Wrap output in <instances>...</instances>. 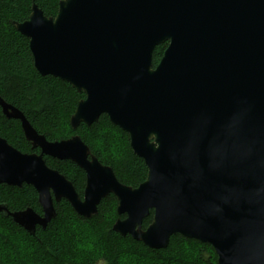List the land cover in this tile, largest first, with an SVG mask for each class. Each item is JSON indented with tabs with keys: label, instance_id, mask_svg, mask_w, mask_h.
Returning <instances> with one entry per match:
<instances>
[{
	"label": "water",
	"instance_id": "1",
	"mask_svg": "<svg viewBox=\"0 0 264 264\" xmlns=\"http://www.w3.org/2000/svg\"><path fill=\"white\" fill-rule=\"evenodd\" d=\"M13 25L40 75L84 94L70 126L106 114L147 173L136 187L119 182L78 135L49 141L0 97L39 150L0 136V184L30 185L42 212L0 204V213L34 235L56 216L54 202L90 218L113 195L121 236L159 250L180 234L210 244L218 264H264V0H60L54 17L33 3ZM44 156L84 171L82 196Z\"/></svg>",
	"mask_w": 264,
	"mask_h": 264
},
{
	"label": "trees",
	"instance_id": "2",
	"mask_svg": "<svg viewBox=\"0 0 264 264\" xmlns=\"http://www.w3.org/2000/svg\"><path fill=\"white\" fill-rule=\"evenodd\" d=\"M59 1L0 0V97L19 109L49 141L78 135L99 162L111 167L119 182L136 187L144 181L147 168L133 153L128 134L111 124L106 114L90 125L80 123L73 129L70 116L84 94L59 78L40 75L33 65L28 39L13 25L28 18L33 3L45 16L54 17ZM165 47L163 43L154 48L153 66ZM0 136L21 152H38L25 140L19 121L6 118L1 108ZM44 160L82 195L85 173L81 168L70 160L48 156ZM0 204L9 211L30 207L41 214L36 191L26 184H0ZM116 204V198L108 195L98 204L97 213L85 218L61 199L54 203L56 216L45 229L37 226L34 235L0 213V264H218L210 244L180 234L171 236L168 245L159 250L150 249L129 235L121 236L112 230L114 222L124 217L117 214ZM151 219L150 211L142 227L146 228Z\"/></svg>",
	"mask_w": 264,
	"mask_h": 264
},
{
	"label": "flooded vegetation",
	"instance_id": "3",
	"mask_svg": "<svg viewBox=\"0 0 264 264\" xmlns=\"http://www.w3.org/2000/svg\"><path fill=\"white\" fill-rule=\"evenodd\" d=\"M166 47H167V43H166ZM166 47H165V48H166ZM164 50H165V49H164ZM163 52H164V51H163ZM153 67H154V66H153ZM32 150H38V149H32ZM38 152H39V150H38ZM38 152H37V153H38ZM82 193H83V192H82ZM78 194H79V193H78ZM80 196H82V195H80ZM114 197H115V196H114ZM65 201H66V200H65ZM116 201H117V200H116ZM54 203H55V202H54ZM41 213H42V212H41ZM121 216H124V215H121Z\"/></svg>",
	"mask_w": 264,
	"mask_h": 264
},
{
	"label": "rangeland",
	"instance_id": "4",
	"mask_svg": "<svg viewBox=\"0 0 264 264\" xmlns=\"http://www.w3.org/2000/svg\"><path fill=\"white\" fill-rule=\"evenodd\" d=\"M130 261V260H129ZM133 261V259H131V262Z\"/></svg>",
	"mask_w": 264,
	"mask_h": 264
}]
</instances>
